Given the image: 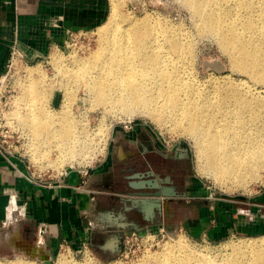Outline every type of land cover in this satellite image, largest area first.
I'll use <instances>...</instances> for the list:
<instances>
[{
  "label": "rangeland",
  "instance_id": "1",
  "mask_svg": "<svg viewBox=\"0 0 264 264\" xmlns=\"http://www.w3.org/2000/svg\"><path fill=\"white\" fill-rule=\"evenodd\" d=\"M121 2L125 15H131V18L134 17L140 21L145 19L154 21L150 28L155 24V26L163 28L169 26L182 31L192 48L189 74L200 86L204 88L222 87L244 78L232 66L228 54L220 47L216 38L199 31L196 17L183 0H121ZM111 3L112 0H107V17ZM140 21L139 23H141ZM101 34L99 27L74 31L72 34L66 35L59 45L52 47L47 56L40 60L28 62L24 58H15L10 67L7 66L9 64L7 62L4 73L0 76L2 78L0 91L6 97H10L7 99L5 107L0 106L1 124L16 131L13 133L14 138H16V134H21L26 138L23 150L19 149V143H14V145L20 152H25L26 160L31 164L32 170L45 174L44 179H47L49 175L54 176L68 169H86L95 166L107 154L109 138L114 128L121 127L123 130H128L130 124H143L150 134L155 135L156 144L160 150L166 149L165 152L169 156L160 158L156 154H148V157L145 158L136 154L129 157L127 161H115L111 175H107V178H112L114 185L112 202H116L122 212L126 208L130 209L127 213V223L130 228L136 230V234L131 238L128 235L133 230L119 234L120 238L112 244L117 246L112 249L109 247L108 240L117 233L116 228L110 227L111 225L103 228L101 239L96 238L94 242H90V244L88 242L78 247L58 246L51 249L36 239H30L24 242L30 245L32 251H22L17 245V248L12 246L1 248L0 262L43 264V256H46V259L49 258L53 264H57L60 256L65 255L76 264H83L86 260L91 261V264H156L147 259V254L159 253L164 246L180 241L197 254L219 258L231 253L233 244L250 237L258 238L264 235V229L256 233L253 230L232 229L233 224L230 219L227 222L230 228L225 229L219 236H205L199 231L189 230L185 226L184 218L189 215V202L193 204L196 200H201L197 204L204 205H210V202L217 201L223 204L219 208L220 212H222L221 210L228 212L233 210L234 214H238V209L241 211L242 208H245L250 214L249 220L264 219V171L261 173L260 180H251L245 186L233 181L232 183L228 181L221 183L208 171L203 160L201 166L199 165L200 160L197 156L195 142L189 134L179 129L181 124L157 122L140 113H134L129 117L102 103H95L88 88L84 87V80L79 76L74 80L75 75L72 76L74 72L70 71L72 74H66L63 70L72 68L77 59L92 61V54L99 49L104 41V36ZM37 70L40 71L41 77ZM30 72L33 73L32 76L29 75ZM36 76L38 77L36 78ZM29 81L32 82L28 83ZM35 81L43 87L42 90L47 92H44L41 101L37 98L33 101L32 98L24 97L26 85L35 84ZM10 89H14V91L6 92ZM65 96H68L70 100L68 102L70 106L67 109L65 108L67 100ZM2 103L5 101L3 100ZM30 104L36 105L35 108L44 109L47 113L58 114L51 122H55L51 129L58 131L57 137H55V133L51 134L52 141L63 142L66 134L69 133L84 136L83 150H85L81 152L83 161L78 159L82 156L78 154L77 158L70 162L59 160L55 161L54 166L47 165L46 160L49 158L54 161L57 153L54 148L36 144L28 126L23 125V119L29 112ZM64 108L66 113H64ZM125 124L128 125V128H125ZM175 147L185 150V155L181 156V153L174 151ZM132 174H141L143 180L157 177L168 178V181L163 184L174 188L173 195L147 196L148 199L159 200L164 227L158 224V221H149L141 207L139 198L130 194L137 191H155L149 186L143 188L131 186L130 182L137 180V178H130ZM163 184L161 183V185ZM227 206H230L231 209ZM92 213L90 220L95 229L103 226L101 224L103 220L99 219L103 213L99 208L96 207ZM108 221L111 222V220ZM232 223H234L233 220ZM125 233L130 234L126 235Z\"/></svg>",
  "mask_w": 264,
  "mask_h": 264
},
{
  "label": "bare ground",
  "instance_id": "2",
  "mask_svg": "<svg viewBox=\"0 0 264 264\" xmlns=\"http://www.w3.org/2000/svg\"><path fill=\"white\" fill-rule=\"evenodd\" d=\"M183 1L196 17L199 31L216 38L232 66L245 79L222 87L200 86L189 74L192 48L182 31L155 24L150 28L154 21H140L125 15L121 0H112L109 15L99 26L104 41L92 54V61L77 59L68 71L60 69L66 74L74 72V80L81 77L95 103H102L129 117L140 113L157 122L181 124L179 129L195 142L200 166L203 160L208 171L221 183L233 181L248 185L251 180H260L264 171V1ZM42 88L37 82L26 85L24 97L41 101L46 92ZM65 97L67 109L70 100ZM35 106L30 104L27 116L22 117L23 125L28 126L36 144H44L56 151L57 157L54 161L48 158L47 165L54 166L59 160L70 162L78 154L82 155L84 136L69 133L63 142L52 141L51 134L55 133L57 137L58 131L51 129L55 124L51 122L58 114L47 113ZM185 153L182 150L181 156ZM78 159L83 161V155ZM130 178H137L130 182L135 188L159 186L161 194H174L172 186L163 184L168 178L143 180L141 174H132ZM138 198L144 211L149 207L160 208L159 200L145 196ZM13 242L22 251H32L22 240ZM214 257L197 254L181 241L164 246L159 253L147 254V259L156 264H264V235L239 241L232 245L228 255ZM90 262L86 260L83 264ZM57 264L76 263L61 255Z\"/></svg>",
  "mask_w": 264,
  "mask_h": 264
},
{
  "label": "crops",
  "instance_id": "3",
  "mask_svg": "<svg viewBox=\"0 0 264 264\" xmlns=\"http://www.w3.org/2000/svg\"><path fill=\"white\" fill-rule=\"evenodd\" d=\"M107 11V0H0V76L13 49L28 62L40 60L64 40L68 31L101 26ZM156 142L155 135L143 124H130L128 130L116 127L111 132L107 154L95 166L55 174L49 187L27 180L28 170L21 159L13 157L9 162L0 155V249L17 248L15 239H36L51 249L63 242L78 247L101 239L102 231L110 225L116 228L117 234L110 237L108 244L110 249L117 246L112 244L121 233L133 229L127 223L130 209L122 212L112 202L114 185L107 175H111L115 161H127L136 154L145 158L148 154L168 157L166 149L160 150ZM174 149L181 153L177 147ZM198 201L201 202L196 200L188 205L189 215L184 218V224L189 230L219 236L230 228L229 219L233 225L236 222L232 225L235 230L256 233L264 229V219L249 220L250 214L245 208L238 209V214L233 210L220 212L223 204L213 201L204 205L197 204ZM95 206L103 213L99 218L103 226L97 229L90 220ZM144 212L149 221L165 226L161 205L158 210L149 207Z\"/></svg>",
  "mask_w": 264,
  "mask_h": 264
},
{
  "label": "built area",
  "instance_id": "4",
  "mask_svg": "<svg viewBox=\"0 0 264 264\" xmlns=\"http://www.w3.org/2000/svg\"><path fill=\"white\" fill-rule=\"evenodd\" d=\"M74 31H68L66 35L68 34H72ZM15 58H21L23 59L22 55L20 54V52L17 49H13L11 52V56L8 60V67L11 66L13 60ZM0 81H2V78H0ZM10 91H14V89H10L7 90L6 92H10ZM10 96H5V94H1L0 91V106L3 105L5 107L6 105V101ZM5 101V103H2V101ZM1 109H0V155L7 161H11V159L13 157H17L19 159H21L22 161L25 162L26 164V168L28 170V174L25 175V178H27V180L38 184V185H43V186H51L52 185V178L55 176L53 175H49L47 179H44L45 174H42L40 171L36 172L34 170L31 169V164L29 163L28 160H26V156H25V152H20L19 150H17L16 145H14V143H19L20 146V150H23L24 144H25V137L21 134H16V138H14L13 133H16V131L14 130H10L9 128H7V126L4 124H1ZM125 128H128V125L125 124ZM85 169V168H82ZM87 169V168H86ZM87 172V170L85 171ZM136 230H133L130 233V235L126 234L129 236V238H131L132 236H134ZM147 231V230H146ZM61 246H66L69 247L68 244H66L65 242L61 243L59 245Z\"/></svg>",
  "mask_w": 264,
  "mask_h": 264
},
{
  "label": "water",
  "instance_id": "5",
  "mask_svg": "<svg viewBox=\"0 0 264 264\" xmlns=\"http://www.w3.org/2000/svg\"><path fill=\"white\" fill-rule=\"evenodd\" d=\"M177 149H178V151H182L183 150L182 148H177ZM152 179H154V178H152ZM154 189H155V191H153V192H151V191H137V192L130 193V194L131 195H135L137 197H140V196H143V197L144 196L145 197H147V196L159 197L161 195H169V194H161V190H160L159 186L158 187H155ZM171 195H173V194H171ZM43 264H53V263L51 262V260L49 258L46 259L43 256Z\"/></svg>",
  "mask_w": 264,
  "mask_h": 264
}]
</instances>
